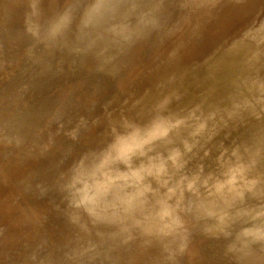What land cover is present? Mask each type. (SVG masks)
<instances>
[{"label":"rangeland","instance_id":"374dc122","mask_svg":"<svg viewBox=\"0 0 264 264\" xmlns=\"http://www.w3.org/2000/svg\"><path fill=\"white\" fill-rule=\"evenodd\" d=\"M32 1L0 0V264H264V0Z\"/></svg>","mask_w":264,"mask_h":264},{"label":"bare ground","instance_id":"6f19581e","mask_svg":"<svg viewBox=\"0 0 264 264\" xmlns=\"http://www.w3.org/2000/svg\"><path fill=\"white\" fill-rule=\"evenodd\" d=\"M19 1V4H22V5H25L26 4V2H27V0H18ZM135 2V1H134ZM31 3H35V1L33 0ZM109 4H110V2H109ZM165 4V3H164ZM163 4V5H164ZM167 4V3H166ZM165 4V5H166ZM1 5V4H0ZM110 5H112V4H110ZM134 5V4H133ZM136 5V4H135ZM138 6V5H137ZM157 6H159V5H157ZM167 6V5H166ZM174 7V6H173ZM143 9V8H142ZM152 9V8H151ZM153 10V9H152ZM147 13V12H146ZM263 13H264V11H263ZM262 14V13H261ZM260 15V14H259ZM258 15V16H259ZM261 16V15H260ZM133 18V17H132ZM138 18V17H137ZM139 19V18H138ZM139 21V20H138ZM139 23V22H138ZM179 25V24H178ZM264 25V24H263ZM262 25V26H263ZM181 27V26H180ZM177 29V28H176ZM259 29V28H258ZM261 30V29H260ZM257 32V31H256ZM241 33H244V32H241ZM240 33V34H241ZM247 34H248V32H247ZM41 63V62H40ZM36 65V64H35ZM62 66V65H61ZM40 67V66H39ZM57 68V67H56ZM40 69V68H39ZM42 69H43V67H42ZM53 69V68H52ZM30 71V70H29ZM219 72V71H218ZM216 73V72H215ZM6 74V73H5ZM152 74V73H151ZM154 74V73H153ZM23 75V74H22ZM142 75V74H141ZM6 76V75H5ZM61 77V76H60ZM144 78L146 77V76H143ZM215 77V76H214ZM147 79H149L148 77H146ZM208 78V77H207ZM56 79V78H55ZM141 79V78H140ZM211 79V78H210ZM153 80V79H152ZM154 81V80H153ZM206 81H208V80H206ZM264 81V80H263ZM143 82V81H142ZM149 82V81H148ZM51 83H53V82H51ZM254 84V83H253ZM143 85V84H142ZM258 85V84H257ZM137 87V86H136ZM253 87V86H252ZM138 88V87H137ZM143 88H145V86L143 87ZM263 88V87H262ZM142 90V89H141ZM137 93V92H136ZM142 93H143V91H142ZM150 93V92H149ZM149 96V95H148ZM263 96V95H262ZM159 117H161V114L160 115H158ZM158 116H157V118H158ZM202 118H204V117H202ZM106 119V118H105ZM103 120V119H102ZM200 120H201V117H200ZM203 120V119H202ZM110 121H112V120H110ZM199 121V120H198ZM195 122H197V121H195ZM200 123H201V121H199ZM199 122H197V123H199ZM109 123H111V122H109ZM108 123V124H109ZM138 123V122H137ZM199 123V124H200ZM199 124H197V126L199 125ZM207 124V123H206ZM201 125V124H200ZM199 125V126H200ZM105 127V126H104ZM104 129V128H103ZM167 129V124L165 123V122H159V123H157V124H152L151 125V128H150V131H154L155 132V130H156V132H158V131H165ZM100 130V129H99ZM109 131H111V130H109ZM109 131H108V133H109ZM137 131V130H136ZM264 131V130H263ZM138 132V131H137ZM111 133V132H110ZM105 134V133H104ZM107 134V133H106ZM103 135V134H102ZM108 136V135H107ZM105 137V136H104ZM148 137V136H147ZM99 139H100V137H99ZM105 139V138H104ZM114 141V140H113ZM126 142H131V140L130 139H127V140H125V141H123V144L124 143H126ZM104 143H105V141H104ZM113 143V142H112ZM108 144H109V142H108ZM97 145H99V143L97 144ZM100 145H102V144H100ZM102 146H104V144L102 145ZM236 147H238V146H236ZM88 148V147H87ZM108 149V148H107ZM254 149V148H253ZM251 150V149H250ZM258 150V149H257ZM255 152H256V150H255ZM93 155V154H92ZM84 156V155H83ZM82 157V156H81ZM81 159H83V157L81 158ZM230 164V163H229ZM171 190V189H170ZM122 193V192H121ZM120 194V193H119Z\"/></svg>","mask_w":264,"mask_h":264}]
</instances>
